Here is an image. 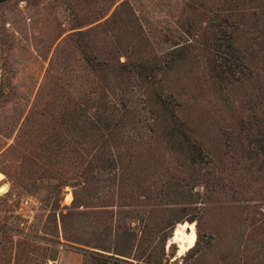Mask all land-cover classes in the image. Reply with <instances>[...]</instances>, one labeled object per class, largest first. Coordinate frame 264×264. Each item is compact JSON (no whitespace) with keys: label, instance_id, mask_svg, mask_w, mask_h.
Instances as JSON below:
<instances>
[{"label":"rangeland","instance_id":"1","mask_svg":"<svg viewBox=\"0 0 264 264\" xmlns=\"http://www.w3.org/2000/svg\"><path fill=\"white\" fill-rule=\"evenodd\" d=\"M206 2L0 1V188L7 186L0 190V264H97V254H112L100 246L141 236V248L135 242L131 250L149 253L163 230L171 233L165 252L174 242L182 256L177 264H264V156L248 152L264 147V141L254 144L264 138V0L233 6L234 43L250 67L239 82L213 75ZM78 32L112 62L148 54L163 63L177 46H187L188 53L179 66L154 72V86L115 85V92L124 87L129 112L120 140L108 142V161L93 162L89 172L97 183L79 192L85 206L75 209L83 214L71 222L69 231L79 241L71 244L60 214L93 161L90 149L78 157L61 150L74 146ZM156 90L174 96L177 115L213 166L191 165L167 137L153 112ZM18 174L31 185L18 183ZM62 180L61 193L47 203ZM181 190L183 196L173 195ZM171 212L184 219L172 232L165 223ZM189 224L199 236L192 251L181 247ZM124 258L138 261L133 254Z\"/></svg>","mask_w":264,"mask_h":264},{"label":"trees","instance_id":"2","mask_svg":"<svg viewBox=\"0 0 264 264\" xmlns=\"http://www.w3.org/2000/svg\"><path fill=\"white\" fill-rule=\"evenodd\" d=\"M2 1V0H0ZM254 0H207L204 3L205 11L208 14V33L206 46L209 53L213 55L212 58V72L215 78L219 81L227 82L232 80L239 82L244 76L250 74L249 64L245 60V57L239 49L235 46L233 38V23L231 17H233L234 8L238 5L251 3ZM226 5L227 8L220 6ZM74 37V52L79 54L80 62L78 65L74 64V146H63L61 150L65 152H71L74 157L80 155V150L90 149L93 151V161L89 160V165L80 172L82 182L75 183L74 197L71 206L66 212H62L61 223L64 226V232L66 229V241L71 244L79 243L78 238L72 237L69 227L71 222L75 220V217L82 215L83 213L75 210L79 206H85L81 201L80 193L89 189L92 184L97 183V178L90 174V170L93 168V162H99L101 165H105L108 158H105L108 142L119 141L120 132L123 129L125 119L129 112V103L125 100L124 87L120 88L118 92H115V85L127 86L129 83L134 82V86H154L157 84L154 72L158 70H170L180 65V63L186 60L187 46H177L166 54V58L163 63L158 61L154 56H140L137 60H125L121 61L117 59L116 62H112L111 58L101 57L96 50L87 42L85 38H88L87 33L78 32ZM189 46V45H188ZM82 71L81 75L78 71ZM133 80V81H132ZM115 83V84H114ZM160 87V86H159ZM119 89V88H118ZM153 103L157 104V108L153 109L156 114L157 121L163 124V129L169 139L175 142L176 146L183 151L186 158L191 165H197L207 169L214 165V160L211 159L209 153L199 145L190 135L189 130L185 122L177 115L174 96L164 90L153 93ZM81 97H86L83 100H79ZM243 129V125L240 126ZM228 138L233 139V132L227 134ZM235 137H238L237 135ZM119 139V140H118ZM264 141V138L258 137L254 140L255 145H260ZM250 155L264 156V147H260L257 150L248 151ZM76 161V160H73ZM82 167V165H80ZM215 176L211 178H205L208 180H214ZM95 178V179H94ZM18 183L23 186L31 185L24 178H21V174L16 175ZM66 180L60 181L55 190L50 191L51 196H47L46 202L51 201L52 196L59 195L61 188L65 185ZM207 184H203L204 189ZM80 192V193H79ZM169 195V194H167ZM173 195L183 196L182 190L174 192ZM74 209V210H73ZM174 212H171L170 216L166 218L165 223L167 227L171 228V232L177 223L184 221L183 218L176 217ZM67 220H70V224L67 225ZM180 225V226H181ZM68 227V229H67ZM171 237V233L167 236L165 230L160 231L156 244L152 248L153 250L146 253L142 250L138 255L131 250L135 245V242L139 244L143 239L141 236L129 237L132 239L128 244H122L121 246H100L102 250H108L112 254L102 256L97 254L101 259V263L97 264H177L178 259L175 254L174 242L169 243L168 249L174 248L171 252H165V244ZM199 236L197 237L193 246L188 248V251L194 250L198 245ZM142 244H139L141 248ZM93 253L86 252V257L92 258ZM137 257V262L127 261L124 257L129 255ZM86 258V259H87ZM87 263L84 262V264Z\"/></svg>","mask_w":264,"mask_h":264},{"label":"bare ground","instance_id":"3","mask_svg":"<svg viewBox=\"0 0 264 264\" xmlns=\"http://www.w3.org/2000/svg\"><path fill=\"white\" fill-rule=\"evenodd\" d=\"M6 187L7 186L4 185L1 190H5ZM185 226H186V224H184V227ZM189 228H190V232L184 234V236L182 237L181 247L184 248V250H187L190 246H193L194 245V242L196 240V235H195V231H194L193 225L192 224H189ZM177 231H179V229ZM175 236H176V238L179 237L177 235H175ZM173 241H175V240L173 239Z\"/></svg>","mask_w":264,"mask_h":264},{"label":"built area","instance_id":"4","mask_svg":"<svg viewBox=\"0 0 264 264\" xmlns=\"http://www.w3.org/2000/svg\"><path fill=\"white\" fill-rule=\"evenodd\" d=\"M24 205H28L31 202L30 198H25L22 200ZM45 264H59L56 259H48Z\"/></svg>","mask_w":264,"mask_h":264},{"label":"water","instance_id":"5","mask_svg":"<svg viewBox=\"0 0 264 264\" xmlns=\"http://www.w3.org/2000/svg\"><path fill=\"white\" fill-rule=\"evenodd\" d=\"M2 188H3V187H1L0 190H1ZM190 247H191V246H190ZM190 247H189V248H190Z\"/></svg>","mask_w":264,"mask_h":264}]
</instances>
